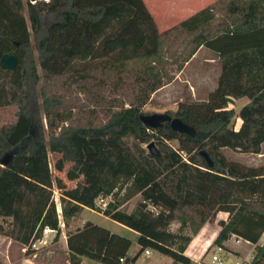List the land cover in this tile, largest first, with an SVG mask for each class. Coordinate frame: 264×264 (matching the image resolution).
I'll return each instance as SVG.
<instances>
[{
    "label": "trees",
    "instance_id": "16d2710c",
    "mask_svg": "<svg viewBox=\"0 0 264 264\" xmlns=\"http://www.w3.org/2000/svg\"><path fill=\"white\" fill-rule=\"evenodd\" d=\"M220 2L161 32L145 0H0V113L12 111V118L0 122V235L28 249L46 228L59 237L49 155L59 151L73 162L71 179L80 176L79 160L85 156L86 178L92 181L82 201L61 195L65 226L87 206L138 233L139 250L130 254L132 238L87 220L67 232L71 264H86L83 256L105 264H141L146 248L170 256L171 264H193L186 253L206 233L209 240L216 237L213 245L225 247L232 235L249 240L256 244L250 264H264V242L259 243L264 164L248 165L224 152L263 151L264 0ZM171 32L189 36L180 69L202 46L221 63L207 98L183 100L171 113L194 126L195 136L169 123L149 127L140 118L150 94L164 85L157 64ZM7 52L18 58L13 69L1 63ZM141 61L153 63L138 82L143 88L129 106L110 105L105 121L77 123L63 108L60 78L64 84L71 79L85 85L98 73L113 76ZM241 97L248 101L236 111L231 103ZM150 141L159 156L145 146ZM137 194L141 199L135 208L123 209ZM109 196L105 207L97 205L99 197ZM219 212L228 214L219 220L221 229L202 228Z\"/></svg>",
    "mask_w": 264,
    "mask_h": 264
},
{
    "label": "rangeland",
    "instance_id": "374dc122",
    "mask_svg": "<svg viewBox=\"0 0 264 264\" xmlns=\"http://www.w3.org/2000/svg\"><path fill=\"white\" fill-rule=\"evenodd\" d=\"M145 1L161 32L178 24L184 18L207 5L214 3L220 5L221 3V0ZM224 16L225 12L223 10L219 18L221 19ZM32 39L34 41L33 36ZM165 40L166 44L161 52V62L157 64L158 73L162 76L164 85L150 94L147 102L142 106L145 113L170 112L175 114L181 101L207 98L209 91L216 86L221 71V63L217 55L206 47H200L180 69L179 61L181 60V55L187 52L189 48L187 46L189 36L185 33L171 32L169 38H165ZM150 64V62L145 63L142 61L129 63L125 71L113 76L98 73L95 79L86 80L84 82L85 85L72 84L71 79H67V83L64 84V78H60L58 88L63 95V108L66 107L68 109V112L72 115V120L77 123L85 124L87 121L100 123L105 121L110 105L113 109H117L119 106H129L130 103L135 101L138 93H140V89L144 86L139 85L138 82L142 78H145L144 73H147ZM39 70L41 71L40 68ZM39 101H41V98ZM243 104L244 98L235 100L234 103H231V106L236 111H239ZM9 118H12L11 108L0 113V122ZM43 120L46 125V119ZM241 121V117L237 115L235 127H239ZM66 122H69V119ZM170 143L174 147L179 146L178 140H171ZM145 146L147 147V145ZM224 152L229 158L248 165L264 164V155L262 156L261 153L240 152L230 148H224ZM262 152H264V147ZM49 155L54 175V195L61 214V233L56 238L57 232L55 230H49L48 232L44 230L42 237L36 240V242L33 241L29 245V249L28 245L26 246L11 237L1 234L0 261L3 264H71L67 246V232L69 229H75L77 226L83 225L87 220H93L113 232L132 238L133 243L130 247V252L132 254L136 253L139 250V244L134 230L98 211V209L84 207L77 216L69 220V225L65 226L62 216L61 195L82 201L89 191L92 181L86 178L87 160L85 156L79 160L81 164L80 176L77 179H71L68 176V170L72 167L73 162L64 160L62 153L59 151H50ZM110 199L111 197L109 196L105 200L108 202ZM140 199L141 195L137 194L123 205V209L129 212L132 211ZM96 202L98 206H102L99 198ZM227 216V213L222 214L219 212L215 219L206 222L202 228L205 225H209L211 229L215 226H219L221 229L219 220L226 219ZM178 226L179 222L174 221L172 227L176 229ZM236 240L237 236L232 235L230 239L225 241L226 248L233 254L231 258H245L250 252L249 257L252 259L256 251V244L235 243L234 241ZM263 242L264 235L261 237L259 243ZM234 247L239 250H235ZM210 258L211 253L208 252V254L201 258V264L209 263ZM82 260L86 264H105L86 256H83ZM138 261L141 264H171L172 258L152 249L150 255L142 252ZM193 264H198V262L193 259Z\"/></svg>",
    "mask_w": 264,
    "mask_h": 264
},
{
    "label": "water",
    "instance_id": "95a60500",
    "mask_svg": "<svg viewBox=\"0 0 264 264\" xmlns=\"http://www.w3.org/2000/svg\"><path fill=\"white\" fill-rule=\"evenodd\" d=\"M1 63L4 67L13 69L18 63V58L14 53L7 52L2 55ZM140 118L149 127H164L166 123H169L173 130L189 133L192 136H195L196 133V128L194 126L186 123L181 117L172 115L170 112L142 113ZM147 148L151 153L158 156L160 155L159 148L155 141H150L147 144ZM201 154L206 158L209 165L212 166L214 164L206 150H201Z\"/></svg>",
    "mask_w": 264,
    "mask_h": 264
},
{
    "label": "built area",
    "instance_id": "2783aa9c",
    "mask_svg": "<svg viewBox=\"0 0 264 264\" xmlns=\"http://www.w3.org/2000/svg\"><path fill=\"white\" fill-rule=\"evenodd\" d=\"M99 199L102 202V206L105 207L107 205V201L105 200L106 197H99ZM60 216H61V214H60ZM49 230H54V229H51V228L45 229L46 232H48ZM37 240H39V239H37ZM241 240H243L247 243H251L249 240H246L242 237L237 236V242H240ZM35 242H36V240H35ZM151 251H152L151 248H146L144 250V253L146 255H150ZM208 252L211 253V258H210L209 263H207V264H250V262L252 260L249 257L250 256L249 254H251L250 252H249L248 256L245 258L232 259L231 258V256L233 255L232 252L229 251L225 246H222V245L211 244ZM122 260H123V258H122Z\"/></svg>",
    "mask_w": 264,
    "mask_h": 264
},
{
    "label": "crops",
    "instance_id": "0c3cea01",
    "mask_svg": "<svg viewBox=\"0 0 264 264\" xmlns=\"http://www.w3.org/2000/svg\"><path fill=\"white\" fill-rule=\"evenodd\" d=\"M204 47V46H202ZM244 98V104L248 101V99L246 97H241V98H236L237 99H243ZM262 156L264 155V152L261 153ZM227 213V212H226ZM135 234H137L138 237V233L134 230ZM209 235L204 234L196 243L195 247L192 249L191 253H186L187 255H189L192 259H194L196 262H198V264H201L200 260L201 258H203L206 254H208V249L210 247V245L213 243V240L216 238H212L211 240L208 239ZM235 243H246V244H254V243H247L243 240H241L240 242L234 241ZM139 247V246H138ZM235 250H239L238 248L234 247ZM188 249V248H187ZM186 249V250H187ZM129 253L132 254L129 250ZM135 254V253H133Z\"/></svg>",
    "mask_w": 264,
    "mask_h": 264
}]
</instances>
